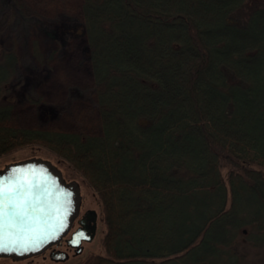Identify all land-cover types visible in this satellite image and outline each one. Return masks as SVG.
I'll use <instances>...</instances> for the list:
<instances>
[{
    "label": "trees",
    "instance_id": "trees-1",
    "mask_svg": "<svg viewBox=\"0 0 264 264\" xmlns=\"http://www.w3.org/2000/svg\"><path fill=\"white\" fill-rule=\"evenodd\" d=\"M49 3L5 0L0 155L48 149L99 197L104 253L72 264H250L264 250V0H81L99 133L13 124L53 58L36 21L55 40L77 27ZM16 19L38 70L8 45Z\"/></svg>",
    "mask_w": 264,
    "mask_h": 264
},
{
    "label": "rangeland",
    "instance_id": "rangeland-1",
    "mask_svg": "<svg viewBox=\"0 0 264 264\" xmlns=\"http://www.w3.org/2000/svg\"><path fill=\"white\" fill-rule=\"evenodd\" d=\"M27 7L42 11L44 15L51 14L52 4L50 0H22ZM62 7L59 14L70 19L67 23L70 26L71 21L74 26L71 32L63 35L61 40L50 38L47 31L50 27L42 21L37 23L38 32L36 37L39 40L44 55H48L54 49L53 58L46 65V73H43L39 82L34 83L30 89L32 99L40 102L39 105L32 103L24 96L18 97L13 109V124L28 127H61L73 131L84 130L99 133V125L94 110H88L94 104L92 94V68L90 67L89 58L86 56V36L80 26L79 12L81 8V0H62ZM8 11L5 0H0V25L5 22V15ZM20 13V12H19ZM31 19V18H30ZM29 18L26 20L29 21ZM17 20L10 27V38L8 37V45L12 42V37L20 45L23 51V64L31 69L38 70L37 61L33 59L30 52V36L31 29L26 22L20 27L15 26ZM36 20V19H35ZM27 24V25H26ZM27 26V27H26ZM76 94H74L75 92ZM74 92V93H73ZM79 93V95H78ZM75 96V97H74ZM69 101V103H68ZM67 105L65 112L60 113L57 106ZM45 108H50L48 113L43 112ZM42 157L49 159L57 168L59 167L62 175L67 179H74L80 186L82 196V207L94 209L96 212L97 223L94 239L90 242L83 243L82 252L80 254H70L69 258L64 260L67 264L80 261L90 253H104L102 248V236L105 231L104 217L102 214V206L99 197L96 196L94 190L88 185L81 176L72 177L64 165L48 149L40 146H26L23 149L0 155V168L6 163L15 162V160L26 159L27 157ZM224 179L227 177L228 168L226 165L221 167ZM75 174V173H74ZM66 175V176H65ZM68 252V250H66ZM50 259L48 252L41 255L31 256L30 258L14 260L12 258L0 257V264H57ZM250 264H264V250L259 255H251L249 257Z\"/></svg>",
    "mask_w": 264,
    "mask_h": 264
},
{
    "label": "water",
    "instance_id": "water-1",
    "mask_svg": "<svg viewBox=\"0 0 264 264\" xmlns=\"http://www.w3.org/2000/svg\"><path fill=\"white\" fill-rule=\"evenodd\" d=\"M17 169L29 171L25 174L16 171ZM22 179L29 182L27 187L31 189L32 200H38L35 203L36 212L32 214L39 218L40 226L48 233L54 234L56 238L46 240L39 250L28 251L22 255L17 254L20 251L19 247L16 251L0 252V257H10L14 260L41 255L51 246L58 244L70 232L72 223L80 211L82 200L78 182L74 179L66 180L60 168H57L49 159L46 160L39 156L27 157L6 163L0 168V187ZM29 211L31 213L32 210L29 209ZM96 219L94 209L86 212L80 220V226L67 239L77 253L82 251L83 240L90 241L94 237ZM81 233L82 236L78 235ZM74 240L77 242L74 243ZM68 256L65 250H52L50 253V259L58 262H63Z\"/></svg>",
    "mask_w": 264,
    "mask_h": 264
},
{
    "label": "snow or ice",
    "instance_id": "snow-or-ice-1",
    "mask_svg": "<svg viewBox=\"0 0 264 264\" xmlns=\"http://www.w3.org/2000/svg\"><path fill=\"white\" fill-rule=\"evenodd\" d=\"M16 171L26 174L29 170ZM28 183L22 179L0 187V252L16 251L19 247L17 254L22 255L28 251H37L46 240L56 238L41 227L39 218L32 214L36 212L35 203L38 200H32Z\"/></svg>",
    "mask_w": 264,
    "mask_h": 264
},
{
    "label": "flooded vegetation",
    "instance_id": "flooded-vegetation-1",
    "mask_svg": "<svg viewBox=\"0 0 264 264\" xmlns=\"http://www.w3.org/2000/svg\"><path fill=\"white\" fill-rule=\"evenodd\" d=\"M89 210H91V209L82 207V201H81L80 211H79L78 215L75 217V219H74V221L72 223V227H71L70 232L66 236H64L58 244H56L54 246H51V248L46 250V253L48 252V254H50L52 252V250L55 249V250H65V251L68 250V253L70 252L72 254L73 253L74 254H80L83 250L80 253H77L75 248L70 246V244L68 243L67 239L71 236L72 232L75 231L76 228H78L80 226V220L82 219V216L84 214H86V212H88ZM96 223H97V221H96ZM90 241H92V240H90ZM90 241L83 240V242L81 243V246L83 247V243L90 242ZM69 256H70V254H69Z\"/></svg>",
    "mask_w": 264,
    "mask_h": 264
}]
</instances>
